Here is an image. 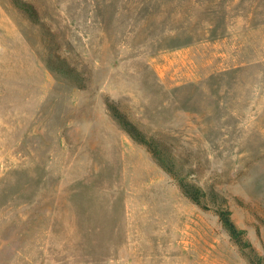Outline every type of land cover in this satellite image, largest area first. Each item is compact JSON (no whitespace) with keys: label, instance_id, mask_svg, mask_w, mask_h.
<instances>
[{"label":"rangeland","instance_id":"obj_1","mask_svg":"<svg viewBox=\"0 0 264 264\" xmlns=\"http://www.w3.org/2000/svg\"><path fill=\"white\" fill-rule=\"evenodd\" d=\"M110 106L264 257V0H0V264H252Z\"/></svg>","mask_w":264,"mask_h":264},{"label":"trees","instance_id":"obj_2","mask_svg":"<svg viewBox=\"0 0 264 264\" xmlns=\"http://www.w3.org/2000/svg\"><path fill=\"white\" fill-rule=\"evenodd\" d=\"M24 9L33 17L30 9ZM110 111L129 137L137 144L144 146L159 165L177 181L181 192L191 202L204 210L212 209L216 213L230 237L252 264H264V257L259 256L252 248V245L246 238L245 231L237 228L235 225L232 219V212L227 206V200L221 194L216 191L207 192L201 187L185 181V178L176 170L174 161L169 157L158 141L143 133L116 107L110 106Z\"/></svg>","mask_w":264,"mask_h":264}]
</instances>
